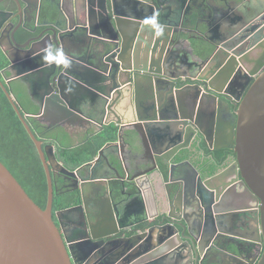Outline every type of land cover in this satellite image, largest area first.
I'll return each mask as SVG.
<instances>
[{
  "label": "water",
  "instance_id": "95a60500",
  "mask_svg": "<svg viewBox=\"0 0 264 264\" xmlns=\"http://www.w3.org/2000/svg\"><path fill=\"white\" fill-rule=\"evenodd\" d=\"M66 1L39 0L33 8V0H0V47L9 59L0 86L35 143L48 188L42 208L0 160V264H85L74 253L85 243L87 251L98 244V255L105 254L98 264H166L172 254L181 264H264V16L254 33L223 24L212 39L207 17L217 20V12L236 0H71L73 13ZM181 31L194 39L203 74L173 70L172 47ZM15 79L38 113L18 103ZM229 83L240 86L238 96L225 88ZM221 101L228 105L223 129ZM207 102L210 117L203 110ZM31 117L87 124V133L98 126L83 142L109 124L118 126V137L84 165L69 168L28 124ZM202 119L210 121V132ZM198 137L212 150L233 149L234 160L223 154V166L205 171L204 160L198 161L204 154H192ZM102 159L108 172L96 174ZM86 166L89 175L82 172ZM56 177L67 183L64 192ZM103 178L105 187L99 185ZM183 191L200 217H175L174 210L187 207ZM57 193L73 198L72 206L55 212L58 224ZM231 196L251 201L225 204ZM132 204L139 211L135 218ZM74 209L81 210L83 227L70 234L60 213ZM255 209L259 218L244 217ZM224 223L244 224V232L226 231ZM215 253L222 258L213 259Z\"/></svg>",
  "mask_w": 264,
  "mask_h": 264
},
{
  "label": "flooded vegetation",
  "instance_id": "af4514ba",
  "mask_svg": "<svg viewBox=\"0 0 264 264\" xmlns=\"http://www.w3.org/2000/svg\"><path fill=\"white\" fill-rule=\"evenodd\" d=\"M236 1L237 2H231L230 3V7L227 10H222L220 12H217V15H218L217 16V20L216 19H211L210 16L207 17V20H209V23H210V31H211L210 33L212 34L210 36V34L208 35V33H207L208 38L214 39V38L218 37L220 35V33H219L220 27L223 24H226L227 26L230 25L231 23H234V24H237V25L240 24L242 29H246V31H249V32L253 31V33L258 30L257 26L260 23L258 18L261 15L264 16V0L261 1V3H260L261 6H258L256 4H254L253 2L255 0H236ZM32 4H33L32 5L33 8H37V6L39 4V0H33ZM65 6H67L66 3H65ZM244 7L247 10H244ZM248 7H249V9H248ZM242 12H243V14H242ZM29 14L33 15V12L30 11ZM221 17L227 18L226 21L222 22L221 21ZM30 18H31V16H28V20H30ZM14 21L17 22L18 19L16 18ZM184 27H186V26H184ZM179 28H182V26H180ZM2 41H3V43L6 46L9 44V40L7 38L6 31H5V35L2 36ZM262 42H264V41L262 40ZM261 49H262L261 46H258V48L254 49V52L261 51ZM251 56H252L251 54L247 55L246 56V60L249 57H251ZM247 67H250V66H247ZM4 75H5V77H8L9 75H11V73L6 72ZM230 83L228 85H226L225 88L226 89L230 88L235 93V95L238 96L240 94V92H241L240 86L238 84H234V85L231 86ZM12 91H13V89H12ZM13 94H14V92H13ZM222 96H225V94H222ZM210 106H211V103H208V102H207V105L204 106L203 110H204V114H205L206 117H208V116L210 117V111L212 110V106L211 107ZM220 107L222 108V111L220 113V118H221L220 125L222 126V129H223L224 128V118H226L225 117L226 116V112H228V110H227L228 105H227V103L225 101H221ZM220 107H218V109ZM29 120H30V118H29ZM29 120H27L28 124H30ZM37 121L40 124H38L36 122L34 125H32V121H31V124H30L31 128H33V129L34 128L37 129L38 127L40 128V130L37 129L36 133H38L40 135V138L43 140V144L44 145L53 144L54 145V152H55L57 158L59 160H62L60 154H58L56 152V147H55L56 144L53 142L54 141V139H53L54 137H52L53 134H51V132L45 131L48 128H41V127H43V125H41V124H44V126H46V127H48L50 125V128L56 129V128H58V124H54L51 121H47V122H41L40 120H37ZM200 122L204 126L205 130H208L211 127L210 121H208L206 119H202ZM59 125H61V124H59ZM70 126H75V124L74 125H70ZM76 127H79V125H76ZM208 131L210 132V130H208ZM80 136L82 138V135H80ZM181 143L182 144H186V141H183ZM196 147H198V148H196ZM191 148L194 149V151H192V154H204V156L198 158V161L199 160H202V161L204 160L205 164L203 165V167H204L205 171H207V169H211V168L214 169V170L219 169V166L224 161L222 159L223 154H218V153L230 154V160H232V161L234 160V155H232V154H234L233 149H231V148H222V149H218V150H212L211 148H209V143H207V141H205L203 137H198L197 140H196L195 146L193 145V146H191ZM208 149L211 150V151H208ZM127 153L131 154L129 151ZM140 154H144L143 148H141ZM145 156L148 157L149 159H152L151 155L145 154ZM196 158L197 157H193L192 162L196 163V161H194V159H196ZM222 166H223V164H222ZM56 172H57V170H56ZM107 172H108V169L104 170L103 166H101V168H99V169H98V167L96 168V174L97 173H101V174L105 173L106 174ZM55 180H56V184H57L58 188L60 189L59 192H64L68 188L67 183L63 180V178L56 177ZM98 180H100L99 185L102 186V184H103L105 186V184H106L105 183V180H106L105 178L98 179ZM194 180H195V178L190 176V178H189L190 183L192 181H194ZM68 184L69 185L72 184L71 185L72 187L74 185H76V183L73 182V181L71 183L69 182ZM101 192H103V189H101ZM184 192L185 191H183L182 194L184 195V199L187 202V207H189V208L187 209V207L185 206L186 208L182 209L181 211H175L174 210L173 212H174L175 217L176 216H179V217L182 216L183 217V215H185V217L189 218V219L193 218L194 216L195 217H200V212L194 213V210L190 208L191 204H193V199H189L190 197L188 198L185 195ZM232 192H235V191H232ZM237 192L243 193V191H242V189L240 187L237 188ZM63 195L70 197V195L68 193H63ZM63 195H60L59 198L61 196H63ZM88 199L89 198H87V203L90 204ZM226 200H228V201H225V204L237 203V202L238 203H244L245 201L246 202H250L251 201V199H248V198H245V201H244V200H242V199H240L238 197H233V196H231L230 199H226ZM96 201L98 203V200H96ZM72 205L73 204L70 203L69 206L67 205V206H60V207H55L54 206L53 207L54 220H55V222L57 224H58V218H57L55 212L58 211L59 209H61V210L66 209L67 207H70ZM152 210L155 213L154 208ZM201 213L203 215V214H205V211L203 209H201ZM260 213H261L260 211L255 209V210H253L251 212L245 213L244 217L246 219L256 220L257 218H259V214ZM161 216L162 215L158 216L157 218L159 219ZM60 217H61V220H62V224L64 225V229L70 234H72L75 230L80 232V229L83 227V220H82L81 210L80 209H74V210H70V211L65 210V211L60 213ZM244 217H243V219H244ZM169 220H170V218L165 220V225L169 226L168 225V221ZM244 221L247 222V220H245V219H244ZM222 227L226 231H234L236 233L237 232H244V229H245L244 224L237 225L235 223H228V224L224 223V224H222ZM248 232H249V230L246 229L245 234H248ZM127 234L131 235L132 232L129 230L127 232ZM252 235L256 236L255 233H253ZM86 249H87L86 243L84 245L81 244V245H78V246H74V253H75L78 261L81 262V263L98 264V262L103 261V257H106L105 254L104 255L101 254L100 256L98 255V244L96 245V247L93 250L90 249L91 251H87ZM211 257L213 259H219V258H222V254L221 253H215ZM192 261H193V259H192ZM190 263H188V264H190ZM116 264H120V262L118 261V263H116ZM166 264H181V263H179V261H178V259L176 257V254H172V255H170L168 257ZM206 264H209V263H206Z\"/></svg>",
  "mask_w": 264,
  "mask_h": 264
},
{
  "label": "trees",
  "instance_id": "16d2710c",
  "mask_svg": "<svg viewBox=\"0 0 264 264\" xmlns=\"http://www.w3.org/2000/svg\"><path fill=\"white\" fill-rule=\"evenodd\" d=\"M9 59L0 47V78L3 79V70L8 66ZM7 86V85H6ZM11 87L13 92L26 112L38 113L39 109L32 101L26 86L20 80H12ZM17 103V104H18ZM19 105V104H18ZM29 120V119H28ZM34 125L37 119L31 117L29 122ZM48 128L45 131L51 132L52 137H57L62 141V146L58 148V154L61 159L71 166L81 164L84 160L92 158L97 153L100 147L106 142L116 140L118 137V126L114 124L105 125L103 131L93 135L84 143L75 147H70L65 141L69 138L68 130L64 127L56 129ZM36 126V125H35ZM37 129L40 130L38 127ZM34 128V130H37ZM38 130V131H39ZM55 142V141H53ZM208 151H211L208 149ZM224 154V153H218ZM0 160L8 167L13 175L18 179L27 193L38 203L42 208H45L47 203L48 188L46 173L43 163L39 156L38 150L34 141L26 131L25 126L20 120L18 114L11 105L5 92L0 86ZM55 194L54 206H66L68 199L64 196Z\"/></svg>",
  "mask_w": 264,
  "mask_h": 264
},
{
  "label": "crops",
  "instance_id": "0c3cea01",
  "mask_svg": "<svg viewBox=\"0 0 264 264\" xmlns=\"http://www.w3.org/2000/svg\"><path fill=\"white\" fill-rule=\"evenodd\" d=\"M66 4H67V6H66V9L69 11V13H73V7H72V2H71V0H68L67 2H66ZM211 31H209L208 32V35L210 34V36L212 35L211 33H210ZM187 37V35H186V32L185 31H181V35H180V37H181V39L182 40H180L179 39V35L177 36V39H179V41H180V43H176L172 48H173V50L175 51V54H176V57H177V62H178V67H175V68H173V70L174 71H177L178 72V74H183L184 76H189V75H200V74H203V71L205 70V68H203V69H199V67H198V62H200V58L197 56V54L193 51L194 50V39H191V41L190 40H188V39H185L184 37ZM23 84V83H22ZM31 97V96H30ZM32 99V98H31ZM35 104H36V102L34 101V100H32ZM36 106L38 107V105L36 104ZM38 109H39V107H38ZM55 124V123H54ZM58 127H64L65 129H67L68 130V133H69V138L68 139H66L65 141L68 143V145H70V146H73V145H80V144H82V143H84L83 141H84V139H85V136L86 135H88V134H90V133H92L93 132V130H95L98 126H95V124H92V125H90V133H87V127H88V125L87 124H82L81 126H79V127H76V125L75 126H70V125H68V124H61V125H59L58 124ZM86 134V135H85ZM80 135H82V138H81V136ZM54 139V143L56 144L55 145V147H56V152L58 153V148L57 147H59V146H62L63 144H62V141L61 140H59L57 137H54L53 138ZM83 139V140H82ZM112 141H114V140H112ZM108 142H110V141H108ZM108 142H106V143H108ZM106 143L102 146V147H100L99 148V150L100 149H102L105 145H106ZM111 146H114V145H111ZM109 147L106 151H105V153L106 154H108L109 155V153L113 150V147ZM98 150V151H99ZM141 150V149H140ZM98 151H97V153L95 154V155H93L92 156V158H90V159H87V160H84L81 164H79V165H76V166H71V165H69V164H67L66 162H65V160H62V161H64L65 162V164L69 167V168H74V169H77L78 167H80V166H82V165H84L86 162H88V161H90L91 159H93L94 157H96L97 156V154H98ZM125 152L127 153L128 152V150L126 149L125 150ZM125 153V154H126ZM128 154V153H127ZM129 156V155H128ZM101 162L103 163V168H104V170H107L108 169V166H107V164H106V162H105V160L104 159H102L101 160ZM90 169H91V167H88V166H86V167H84L83 169H82V172L84 173V174H88L89 175V173H90ZM98 174H101V173H98ZM102 187H105L104 185L102 186ZM60 190V189H59ZM61 195H63V194H61ZM64 196V195H63ZM62 196V197H63ZM71 197V196H70ZM69 196H64V198H67L68 199V206H69V204L70 203H72L73 202V198L71 199ZM58 198H59V196H58ZM70 199V200H69ZM72 200V201H71ZM66 205V206H67ZM131 212H130V216H131V218H135L136 217V212H139L138 210H137V208L136 207H134L133 206V204H132V206H131Z\"/></svg>",
  "mask_w": 264,
  "mask_h": 264
}]
</instances>
